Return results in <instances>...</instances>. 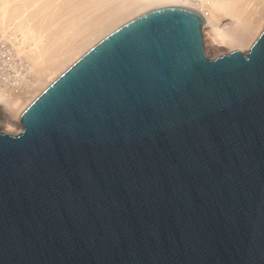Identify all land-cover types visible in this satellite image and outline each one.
<instances>
[{
    "label": "water",
    "instance_id": "obj_1",
    "mask_svg": "<svg viewBox=\"0 0 264 264\" xmlns=\"http://www.w3.org/2000/svg\"><path fill=\"white\" fill-rule=\"evenodd\" d=\"M122 23L0 128V264H264V28Z\"/></svg>",
    "mask_w": 264,
    "mask_h": 264
},
{
    "label": "bare ground",
    "instance_id": "obj_2",
    "mask_svg": "<svg viewBox=\"0 0 264 264\" xmlns=\"http://www.w3.org/2000/svg\"><path fill=\"white\" fill-rule=\"evenodd\" d=\"M166 4L203 16L210 56L248 49L264 28V0H0V128H22L26 106L84 52L127 20Z\"/></svg>",
    "mask_w": 264,
    "mask_h": 264
},
{
    "label": "rangeland",
    "instance_id": "obj_3",
    "mask_svg": "<svg viewBox=\"0 0 264 264\" xmlns=\"http://www.w3.org/2000/svg\"><path fill=\"white\" fill-rule=\"evenodd\" d=\"M224 52V51H223ZM217 55V54H216ZM210 56V55H209ZM213 56H215V54H211V57H213ZM20 71H23V69L21 68L20 69ZM10 75H14L15 74V71H14V69H9L8 71H7ZM2 121V119H0V122ZM16 127V128H15ZM10 129H13V130H11V132H13V133H17V132H19L20 130H21V128L20 127H17V125H14V127H12V128H10ZM19 129V130H18Z\"/></svg>",
    "mask_w": 264,
    "mask_h": 264
}]
</instances>
